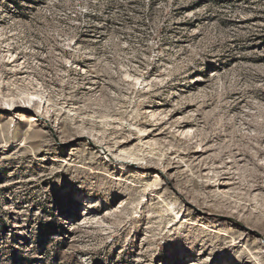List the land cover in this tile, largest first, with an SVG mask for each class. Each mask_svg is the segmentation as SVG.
<instances>
[{"label":"rangeland","instance_id":"1","mask_svg":"<svg viewBox=\"0 0 264 264\" xmlns=\"http://www.w3.org/2000/svg\"><path fill=\"white\" fill-rule=\"evenodd\" d=\"M0 264H264V0H0Z\"/></svg>","mask_w":264,"mask_h":264},{"label":"bare ground","instance_id":"2","mask_svg":"<svg viewBox=\"0 0 264 264\" xmlns=\"http://www.w3.org/2000/svg\"><path fill=\"white\" fill-rule=\"evenodd\" d=\"M33 119V118H32Z\"/></svg>","mask_w":264,"mask_h":264}]
</instances>
